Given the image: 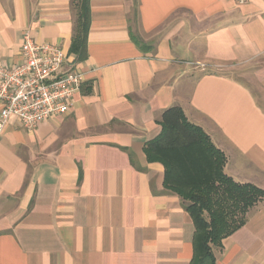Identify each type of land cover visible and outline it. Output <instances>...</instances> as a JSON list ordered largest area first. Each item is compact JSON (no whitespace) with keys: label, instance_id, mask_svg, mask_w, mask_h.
Returning <instances> with one entry per match:
<instances>
[{"label":"crops","instance_id":"1","mask_svg":"<svg viewBox=\"0 0 264 264\" xmlns=\"http://www.w3.org/2000/svg\"><path fill=\"white\" fill-rule=\"evenodd\" d=\"M77 3L0 0V64L30 33L85 75L67 114L0 136V264H190L193 219L145 145L180 106L264 189V0H90L82 60ZM215 255L264 264V200Z\"/></svg>","mask_w":264,"mask_h":264},{"label":"trees","instance_id":"2","mask_svg":"<svg viewBox=\"0 0 264 264\" xmlns=\"http://www.w3.org/2000/svg\"><path fill=\"white\" fill-rule=\"evenodd\" d=\"M91 23L90 0H78L72 51L87 56ZM162 130L145 145L149 161L164 165V184L178 194L194 225V256L190 264H216L215 248L247 221L250 210L264 200V189L241 183L225 172L227 157L180 106L161 116Z\"/></svg>","mask_w":264,"mask_h":264},{"label":"built area","instance_id":"3","mask_svg":"<svg viewBox=\"0 0 264 264\" xmlns=\"http://www.w3.org/2000/svg\"><path fill=\"white\" fill-rule=\"evenodd\" d=\"M22 56L16 65L0 64V136L12 118L33 129L67 114L85 81L62 47L38 43L30 33L24 36Z\"/></svg>","mask_w":264,"mask_h":264},{"label":"rangeland","instance_id":"4","mask_svg":"<svg viewBox=\"0 0 264 264\" xmlns=\"http://www.w3.org/2000/svg\"><path fill=\"white\" fill-rule=\"evenodd\" d=\"M179 17L180 18H182L183 17V15L181 14V15H179V16H176V19H174L175 20V22H177L178 20H179ZM190 17V15H188V18ZM173 22V20L171 21V23ZM206 70H209L208 68H206Z\"/></svg>","mask_w":264,"mask_h":264}]
</instances>
